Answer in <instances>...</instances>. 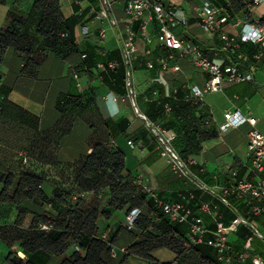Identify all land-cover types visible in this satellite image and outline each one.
Listing matches in <instances>:
<instances>
[{
	"label": "crops",
	"instance_id": "crops-1",
	"mask_svg": "<svg viewBox=\"0 0 264 264\" xmlns=\"http://www.w3.org/2000/svg\"><path fill=\"white\" fill-rule=\"evenodd\" d=\"M202 1L166 0V3L169 8L183 9L188 15L185 27L176 30L179 38L201 44L211 59L224 60L228 55L223 53V42L219 36L205 34L196 19L194 7ZM126 2L115 0L113 16L119 24L110 27L106 20L99 18V0L94 3L92 0H60L65 18L84 14L75 29L74 44L52 49L33 35L24 43L27 53L16 47L8 49L0 63V170L16 174L33 173L50 181L46 173L59 168L79 169L85 155L91 153L96 145L104 144L125 152L128 169L133 175L168 200L180 199L189 189H198L190 178L175 174L168 157L159 154L160 147L154 145L150 136L146 137L149 129L138 117L127 94L126 78L122 84L110 74L92 72L96 63L120 57L121 33L127 25L135 27L139 24L125 13ZM32 4L33 0L1 2L0 30L10 26V12L22 15ZM256 9L254 14L258 16ZM151 14V10H146L147 33L154 38L150 46L152 53L146 54L148 46L140 36L133 62L139 112L154 124L167 129L171 127L178 134L176 151L180 155L187 153V149L188 153L193 151L189 156L196 160L197 165L192 171L206 184L231 183L234 173L238 180L251 178L248 149L251 125L247 123L226 132L221 131L220 126L225 123L227 112L240 110L245 115L257 117V128L264 134V64L253 57L256 48L249 43L242 48L249 53L250 64L241 70L250 72L252 81L225 84L222 91L209 93L199 102L190 99V90L186 86L203 87L208 74L188 59L181 58L171 62V65H179L180 70L174 71L171 67L161 69L158 58L166 57L170 52L157 47V21L150 18ZM102 28L108 30L104 39L100 37ZM227 31L231 34L237 32L231 27H227ZM147 62H152L154 67L146 69ZM75 74L80 77L81 89L77 86ZM177 90L178 93L175 92ZM80 96L78 104L63 103L67 97ZM109 104L116 108L114 118L108 115ZM161 109L163 117L152 120L151 117L157 116ZM202 117L217 129V137L206 140L192 134L191 140L185 142V131L194 130L196 120ZM53 184L59 185V182ZM62 184L68 189L73 187L60 181ZM2 187L0 183V190ZM6 207L5 204L0 206V261L9 252V242L5 241V229L2 228L7 217ZM12 212L15 215V211ZM246 214L261 228L264 227L259 218L252 216L249 208ZM31 218L28 215L25 223H29ZM108 224L115 226L121 223L113 217ZM122 225L115 248L130 246L138 239L125 228L124 223ZM229 242L237 253L244 250L246 239L241 240L240 236L231 233ZM251 247L255 254L264 255V242L259 238L252 240ZM164 249L156 250L153 256L160 262L173 261L176 255L168 249L173 256L167 260L161 256ZM116 257L112 264H130L137 258L127 257L124 252H119Z\"/></svg>",
	"mask_w": 264,
	"mask_h": 264
},
{
	"label": "trees",
	"instance_id": "trees-1",
	"mask_svg": "<svg viewBox=\"0 0 264 264\" xmlns=\"http://www.w3.org/2000/svg\"><path fill=\"white\" fill-rule=\"evenodd\" d=\"M3 1L0 0V3ZM95 1L92 0V3ZM210 1L219 6L225 5L231 21L249 14L245 5V1L248 0H232L230 4H226L223 0ZM10 14L12 16L10 26L0 30V63L4 61L10 47H16L27 53L24 43L31 40L33 35L52 49L74 44L75 29L84 16L82 14L65 18L61 12L60 0H33L32 7L25 10L24 14L19 15L15 12ZM262 19L264 20V17ZM135 29L139 32L140 24H137ZM246 45L242 43L240 53H248L242 50ZM251 45L256 48L253 54L255 55L259 46ZM247 55L249 58L247 62L238 60V54L232 55V60L239 63L242 69L250 64L249 53ZM116 60H122V51ZM99 63L101 61L92 68L93 74H110L115 80L124 83L127 70L124 65L106 72L98 69ZM146 69L149 68L146 66ZM175 92L178 93V90ZM82 96L67 97L63 103L78 104ZM156 104L154 102V105ZM156 114L157 116L151 117L152 120L162 118L163 109L158 110ZM167 130L172 131V128ZM216 130L202 117L196 120L194 130L185 131L183 140L190 141L192 134H195L196 138L213 139L218 135ZM174 133L176 138L173 146L176 150L179 136L176 132ZM149 136L154 145L160 147L150 130L146 137L149 138ZM187 150L185 151L187 153L179 154L185 160L191 158L189 155L193 153V151L188 153ZM157 152L161 154L162 149L159 148ZM71 168L74 169V167ZM75 170L74 179L70 183L73 187L70 189L60 183L55 185L33 173L16 174L0 170V183L3 186L0 190V206L7 205L5 210L7 217L2 226L5 229V241L8 242L7 234L10 224L18 230L22 229L27 216H32L28 228H24L28 232L27 235L18 240L20 252L24 257L14 256L9 246L6 258L0 263L112 264V253L124 226L122 224L110 226L108 222L116 212H123L128 216L134 209L139 208L141 214L135 227L128 230L125 226L134 237L138 238L132 245L125 246L127 252L124 253L127 257L135 256L146 261L147 264L152 261L160 262L153 256V252L165 248L176 256L173 261L160 262V264H221L217 251L207 243L185 246L189 240L190 220L173 221L157 204L156 199L145 191L142 184H135L138 178L128 169L126 154L122 150L98 144L91 153L85 155V161L81 167ZM208 186L222 187L223 185ZM90 192H94L99 197L104 196L105 202L87 205L86 197ZM82 194L86 196L83 197ZM157 195L165 202L183 203L191 208L194 215L203 218L205 226L210 231L215 230V224L212 219L209 220V217L212 218L211 215L201 209L205 203L210 204L221 216V220L227 224L237 216L234 210L248 218L246 203L229 197L231 207H227L218 197L199 188L189 189L182 198L177 200H168L161 193ZM13 210L15 215L12 214ZM50 212L55 214L49 215ZM211 220L212 222H209ZM44 224H50V229L43 230L41 226ZM234 234L240 236L241 240H247L251 235L249 229L243 225ZM209 237L207 236L206 239Z\"/></svg>",
	"mask_w": 264,
	"mask_h": 264
},
{
	"label": "built area",
	"instance_id": "built-area-1",
	"mask_svg": "<svg viewBox=\"0 0 264 264\" xmlns=\"http://www.w3.org/2000/svg\"><path fill=\"white\" fill-rule=\"evenodd\" d=\"M223 1L230 4L232 0ZM99 2L101 5L99 18L106 20L110 27L118 26L119 21L113 16L112 9L115 0H99ZM262 4H264V0L245 1L249 14L232 21L225 5L219 6L210 0H203L195 5L196 19L204 33L211 36L218 35L223 42V52L228 55V58L224 60H216L207 55L201 44L179 38L176 30L185 27L189 20L185 10L169 8L166 0H127L125 13L133 22L140 24L139 32L136 31L133 24L127 25L121 33L122 60L101 62L98 64V69L107 72L116 70L121 65L126 67L127 94L132 100L138 117L145 122L148 129L156 137L162 149V155L168 157L175 174L190 178L197 188L218 197L227 207H231L229 197L246 203L252 216L259 218L264 224V134L257 128L258 118L250 114L245 115L240 110L225 114V123L220 126L223 132L239 128L247 123L251 125V130L248 133L251 178L238 180L237 174L234 173V181L230 184L222 187H210L193 173L192 168L197 165L196 160L193 158L185 160L175 150L173 146L176 138L175 133L161 125L154 124L148 117L139 112L133 74V62L138 53L137 39L140 36L144 38L148 46L146 54L152 53L150 46L154 38L147 33L148 24L145 17L146 10H151L150 18L157 21V47L170 52L168 56L158 58L161 69L168 70L171 67L174 71L180 70L179 65H171V62L176 58H181L188 59L194 66L208 74V80L203 87L186 86L190 90L191 99L201 102L207 94L222 91L225 84L252 81L253 75L250 72L242 71L240 64L232 60V55L238 54V60L247 62L249 60L248 55L240 53L241 45L242 43H251L259 46L254 58L264 64V20L254 14V10ZM227 27L236 30V34L228 32ZM107 31V28H102L100 37L106 38ZM146 66L149 69L154 67L152 62H147ZM75 78L77 86L81 89L82 83L79 75L75 74ZM115 98L117 99V96ZM135 184H142L145 191L156 199L157 204L173 221L186 222L190 220L189 240L185 244L186 247L207 243L217 251L221 264H264V255L255 254L251 247V242L255 237L264 242V231H262L264 227L261 228L253 219H248L234 210L237 216L227 224L221 220V216L213 210L210 204L205 203L201 209L211 215L215 224V230L210 231L205 226L203 218L194 215L193 210L185 204L161 200L155 190L146 186L139 179H136ZM82 196L84 197L86 194H82ZM140 214L141 209L136 208L126 217L125 226L128 230L135 227ZM242 225L249 229L251 235L246 240L244 250L236 253L229 242V235L237 232ZM41 228L49 230L50 224H44ZM207 236L210 237L206 239ZM119 252H127V247L115 248L112 256L116 257ZM149 264H160V262L152 261Z\"/></svg>",
	"mask_w": 264,
	"mask_h": 264
},
{
	"label": "rangeland",
	"instance_id": "rangeland-1",
	"mask_svg": "<svg viewBox=\"0 0 264 264\" xmlns=\"http://www.w3.org/2000/svg\"><path fill=\"white\" fill-rule=\"evenodd\" d=\"M256 12H257V15L259 17H264V4H262L261 6L257 7L256 9ZM264 124V123H262ZM73 172H76L75 168H59V169H55L53 172H48L46 173L47 174V177L50 178V182H53V183H60V181H63L64 184H70L71 183V180H72V176H73ZM86 201H87V205H91V204H98V203H104L105 202V197H99V196H96L94 194V192H90L88 193L87 197H86ZM55 214L54 212H50L49 215H53ZM116 215V216H115ZM126 214H124L123 212H116L112 218L114 217V219L116 220H119L121 224H125V220H126ZM28 222H26L25 224H23V228L22 229H17L15 228L13 225H9V230H8V236H7V239H8V242H9V246L14 254L15 255H18L19 257H24V255L20 254V248H19V239H21L23 236L27 235V230H24V228H28ZM263 227V226H262ZM262 231H264V228H262ZM1 246V245H0ZM2 251V250H1ZM0 251V252H1ZM164 253L161 254V256L164 258V259H170L172 255V253L170 251H168L167 249H164L163 251ZM114 258V257H112ZM158 260V259H157ZM164 262H168V261H164ZM0 264H8L7 262H2ZM130 264H147L146 261H143L141 259H138V258H134L132 259V261L130 262Z\"/></svg>",
	"mask_w": 264,
	"mask_h": 264
},
{
	"label": "clouds",
	"instance_id": "clouds-1",
	"mask_svg": "<svg viewBox=\"0 0 264 264\" xmlns=\"http://www.w3.org/2000/svg\"><path fill=\"white\" fill-rule=\"evenodd\" d=\"M107 111H108V115L110 117H113V118L115 117V115H116V108H115L114 105L109 104Z\"/></svg>",
	"mask_w": 264,
	"mask_h": 264
},
{
	"label": "bare ground",
	"instance_id": "bare-ground-1",
	"mask_svg": "<svg viewBox=\"0 0 264 264\" xmlns=\"http://www.w3.org/2000/svg\"><path fill=\"white\" fill-rule=\"evenodd\" d=\"M20 254H22V255H23V253H21V252H20Z\"/></svg>",
	"mask_w": 264,
	"mask_h": 264
}]
</instances>
